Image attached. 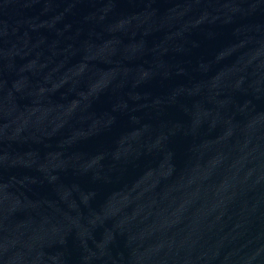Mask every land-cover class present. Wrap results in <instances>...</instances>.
I'll return each mask as SVG.
<instances>
[{"label":"water","instance_id":"water-1","mask_svg":"<svg viewBox=\"0 0 264 264\" xmlns=\"http://www.w3.org/2000/svg\"><path fill=\"white\" fill-rule=\"evenodd\" d=\"M0 264H264V0H0Z\"/></svg>","mask_w":264,"mask_h":264}]
</instances>
